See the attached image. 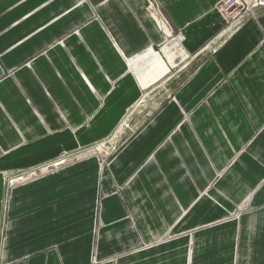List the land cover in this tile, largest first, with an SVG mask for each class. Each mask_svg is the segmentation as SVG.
I'll list each match as a JSON object with an SVG mask.
<instances>
[{"label": "crops", "instance_id": "crops-1", "mask_svg": "<svg viewBox=\"0 0 264 264\" xmlns=\"http://www.w3.org/2000/svg\"><path fill=\"white\" fill-rule=\"evenodd\" d=\"M221 1L0 0V264H264V8L228 27ZM160 82L109 165L6 207L7 173L105 139Z\"/></svg>", "mask_w": 264, "mask_h": 264}, {"label": "rangeland", "instance_id": "rangeland-1", "mask_svg": "<svg viewBox=\"0 0 264 264\" xmlns=\"http://www.w3.org/2000/svg\"><path fill=\"white\" fill-rule=\"evenodd\" d=\"M168 83H157L153 91L149 89H143V97L138 101L134 106L130 107L124 118L116 126L111 135L106 137L103 140L87 144L80 145L76 149L63 151L56 157L49 159L47 163H40L34 167H28L24 169H18L7 173L5 178L6 184V207L7 201L10 194L16 187L24 186L30 182L39 180L43 177L54 175L67 167L76 165L84 161H95L100 170L104 169L105 166L109 165L110 161L120 152V150L136 137V134L140 127L146 122L143 118H148L146 108L154 107L157 105V102L160 101L163 96H166L169 93L166 85ZM169 90V91H168ZM56 162V163H55ZM128 186L127 183L124 184V189ZM122 190V187L118 188L119 194ZM216 191L214 184L208 185V191ZM104 195L99 192L96 199V209L101 208V201L103 200ZM209 201L217 206L218 201L209 197ZM226 203H231V201L226 200ZM124 206L127 207L125 199ZM247 201L239 205H235L233 209L226 213L219 221L220 223L224 222H236L239 223L242 216L249 212L251 209L247 207ZM6 213V209L4 214ZM218 221V222H219ZM96 224L99 225L100 219L95 217ZM193 232H189L188 235L191 239ZM167 240V239H165ZM164 240V241H165ZM190 251V247H189ZM94 262V261H93ZM95 264V263H93Z\"/></svg>", "mask_w": 264, "mask_h": 264}, {"label": "built area", "instance_id": "built-area-1", "mask_svg": "<svg viewBox=\"0 0 264 264\" xmlns=\"http://www.w3.org/2000/svg\"><path fill=\"white\" fill-rule=\"evenodd\" d=\"M264 8V0H223L216 6L228 27H238L246 17Z\"/></svg>", "mask_w": 264, "mask_h": 264}, {"label": "bare ground", "instance_id": "bare-ground-1", "mask_svg": "<svg viewBox=\"0 0 264 264\" xmlns=\"http://www.w3.org/2000/svg\"><path fill=\"white\" fill-rule=\"evenodd\" d=\"M56 163V162H55Z\"/></svg>", "mask_w": 264, "mask_h": 264}]
</instances>
